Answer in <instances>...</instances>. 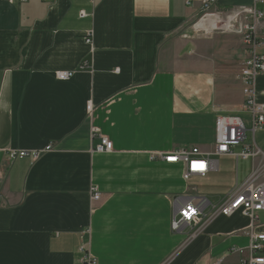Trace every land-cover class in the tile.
Segmentation results:
<instances>
[{"label": "crops", "instance_id": "0c3cea01", "mask_svg": "<svg viewBox=\"0 0 264 264\" xmlns=\"http://www.w3.org/2000/svg\"><path fill=\"white\" fill-rule=\"evenodd\" d=\"M201 12L185 0H0V264H85L86 253L96 264H248L264 211L252 228L237 211L171 229L176 198L217 205L261 161L215 151L218 115L251 125L247 45L194 32ZM259 38L264 55V23ZM255 91L264 103V72ZM102 136L112 151H95ZM255 142L264 150V125ZM193 146L211 166L185 179L187 164L165 158Z\"/></svg>", "mask_w": 264, "mask_h": 264}, {"label": "built area", "instance_id": "2783aa9c", "mask_svg": "<svg viewBox=\"0 0 264 264\" xmlns=\"http://www.w3.org/2000/svg\"><path fill=\"white\" fill-rule=\"evenodd\" d=\"M23 1V0H22ZM52 2L54 0H45ZM219 0H185L187 5L199 2L202 4V12L192 24V30L196 33L211 35L215 32H232L243 37L247 45V57L244 61L243 80L245 103L244 108L250 115V128L245 121L238 116L218 115L216 118V144L215 151L218 155L234 154L244 159L260 158L258 168L243 183L238 184L219 204L212 205L206 197L193 196L189 199L176 198L174 203V214L171 222V229L174 232L181 231L185 226L198 224L201 221L211 220L216 215L229 216L237 211L243 212L251 220V228L260 221V213L264 211V150L258 148L255 142V133L264 125V103L256 99L255 79L264 72V55L258 48L263 44L259 38L261 25L264 23V0H253L250 5H241L226 10L217 9ZM86 13L81 11V16ZM90 42V39H87ZM73 71H58L57 77L62 80L70 78ZM88 110L92 105L88 104ZM248 131L253 135V142L247 143ZM97 132V128H94ZM243 143L244 149L237 153L233 146ZM114 148L112 140L102 136L96 145L97 152H110ZM45 150L52 149L49 144ZM42 150H13V157H31L37 159ZM198 146L182 147L172 155L167 156V161L185 162L187 164L184 174L185 179L193 175H204L209 171L211 162L208 158L202 157ZM157 156L162 157L161 154ZM192 190H195L193 187ZM92 199H100V192L92 187ZM212 207L210 213H206L208 207ZM252 237L250 250L253 254L248 258V264H264L263 255H254L264 248V233H250ZM235 251L243 252L239 248ZM85 264H96V259L86 253Z\"/></svg>", "mask_w": 264, "mask_h": 264}, {"label": "rangeland", "instance_id": "374dc122", "mask_svg": "<svg viewBox=\"0 0 264 264\" xmlns=\"http://www.w3.org/2000/svg\"><path fill=\"white\" fill-rule=\"evenodd\" d=\"M250 134V133H249ZM250 137V136H249ZM213 203H215V202H213Z\"/></svg>", "mask_w": 264, "mask_h": 264}]
</instances>
